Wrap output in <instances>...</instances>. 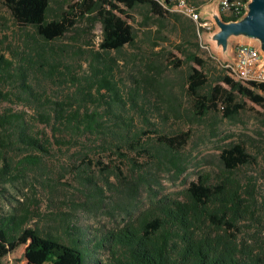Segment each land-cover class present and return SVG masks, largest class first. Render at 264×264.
Listing matches in <instances>:
<instances>
[{"label":"trees","instance_id":"16d2710c","mask_svg":"<svg viewBox=\"0 0 264 264\" xmlns=\"http://www.w3.org/2000/svg\"><path fill=\"white\" fill-rule=\"evenodd\" d=\"M184 1L200 10L195 6L199 0ZM177 2L67 0L55 7L51 0H0L16 25L31 29L12 58L0 56V83L13 87L8 93L0 89V100L15 99L34 112L30 120L10 109L0 113V187L18 189L16 182L24 186L29 167L77 148L122 160L121 167L110 169L98 163L104 172L98 177L75 174L96 199L95 208H103V191L111 187L129 201L142 187L148 198L147 209L126 212L122 224L106 230L80 228L62 218L61 237L28 227L33 209L9 200L0 216V264H85L87 255L93 264H264V192L256 190L251 177H239L240 169L255 161L243 142L226 144L218 156L219 171L190 182L180 199L154 191L160 173L178 179L185 172L182 150L190 132L161 129L151 136L150 128L158 125L149 117L151 109L160 112V125L175 118L191 126L211 113L234 119L244 110L242 99L264 109V82L235 80L224 65L218 68L211 57L201 56L198 22L172 11ZM221 19L235 20L223 13ZM96 24L100 40L96 50L88 43L77 51L86 64L78 74L55 42L69 32L82 37ZM133 24L138 30L155 26V40L169 43L171 50L151 42L136 73L122 77V50L136 44ZM163 29L175 34L174 39L162 36ZM181 69L179 90L189 100L185 109L165 74ZM43 82L69 83L73 89L54 98ZM248 223L257 230L246 238L243 227ZM99 253L106 258H98Z\"/></svg>","mask_w":264,"mask_h":264},{"label":"rangeland","instance_id":"374dc122","mask_svg":"<svg viewBox=\"0 0 264 264\" xmlns=\"http://www.w3.org/2000/svg\"><path fill=\"white\" fill-rule=\"evenodd\" d=\"M67 0H51V5L57 7V4ZM162 1V0H160ZM213 0H199L195 4L200 9L201 21L211 23L212 12L221 18L219 9L215 6ZM185 22V19H181ZM135 24H133L134 26ZM209 30L199 28L197 41L200 45V55L211 57L214 65L220 68L221 65L233 64L235 60V50L242 45L256 46L257 42L244 37H231L228 40L227 49L222 52L215 42L211 41L209 35L217 31L216 26H211ZM136 34V44L125 46L120 57V76L126 77V74L136 73L140 65L141 55L149 51L151 42L157 41L160 47L166 51L171 50V45L162 40L156 39V28L152 26L148 29L138 30L134 26ZM169 27L167 26L166 29ZM166 29L162 30V36L167 35L173 40L175 34H167ZM31 29L16 25L7 9L0 5V56L12 58L14 52L19 46L26 34H30ZM101 27L96 24L91 31L86 30L82 37H75V32L67 33L62 39L55 42V45L61 47L64 51L62 59L66 62H74L78 74H82L85 69V56L77 55V51L87 47L88 43L91 48L96 50L100 40ZM134 55L138 57L134 58ZM178 56V55H177ZM81 65V68H79ZM184 68V67H183ZM185 70L166 71V76L171 80L172 92L176 93L182 101V109L189 105V100L179 90V79ZM118 71H116L117 73ZM46 87L47 95L54 98H62L72 89L69 83H48L43 82ZM13 87L7 81L0 83V89L3 93L13 92ZM14 99V98H13ZM244 103V110L241 111L234 119L229 120L222 118L218 113L207 115L201 122L195 125L186 124L182 119L171 118L166 124L160 125L158 115L160 112L151 109L150 119L158 123L151 129V136L155 135L156 130H164L168 133L181 131L190 132L189 139L182 150L184 159L185 172L178 178L174 179L167 173L159 174V183L154 185V191L159 197L165 196L170 199H180L181 194L188 184L195 181L200 175L210 173L214 176L220 168L219 153L226 144L232 142H243L247 152L255 157V161L250 166L242 167L239 171V177H251L256 184V190L259 193L264 192V109L256 106L246 99L241 100ZM163 110L161 106H157ZM10 109L17 113H22L25 119H31L34 112L18 104L15 99L7 103L0 100V113ZM211 131H215L212 135ZM36 155V154H34ZM136 161L135 155L132 156ZM20 158V157H19ZM17 158V159H19ZM111 167H121L122 160L111 154L86 153L80 149L70 151L56 152L55 154L41 159L40 164L35 167H29L25 172L26 184L23 186L20 182L15 185L14 189L9 185L0 187V216L8 210V201L11 205L24 204L30 206L34 211V217L27 223L28 227L39 228L45 233L53 236H64L63 224L61 219H67V223L76 225L80 228H91L97 231L110 229L116 224H122V219L126 212L139 214L147 209L148 198L146 191L141 187L134 200L129 201L119 189L111 187L103 192V208L98 210L94 207L95 198L90 197L89 193L78 184L75 174L81 172L82 175L98 177L104 175L101 172V164ZM110 181H115L113 174L109 175ZM13 197V198H11ZM245 224V237L257 229H252ZM255 228V227H254ZM259 229V226H257ZM99 233V232H98ZM258 238V237H257ZM260 240V237H259ZM89 246L92 244L89 243ZM87 247V244L85 245ZM98 258L104 260L105 254L99 253ZM85 264H93L92 258L88 255Z\"/></svg>","mask_w":264,"mask_h":264},{"label":"built area","instance_id":"2783aa9c","mask_svg":"<svg viewBox=\"0 0 264 264\" xmlns=\"http://www.w3.org/2000/svg\"><path fill=\"white\" fill-rule=\"evenodd\" d=\"M218 9L227 16L232 15L235 20L242 18L247 11L250 0H216ZM172 11L181 13L190 19L198 22V27L209 30V23L201 21L200 10L178 0ZM227 13V14H225ZM229 76L241 82H264V62L257 46L242 45L235 50V60L233 64H226Z\"/></svg>","mask_w":264,"mask_h":264},{"label":"water","instance_id":"95a60500","mask_svg":"<svg viewBox=\"0 0 264 264\" xmlns=\"http://www.w3.org/2000/svg\"><path fill=\"white\" fill-rule=\"evenodd\" d=\"M217 32L211 36L216 46L225 52L231 37H244L257 42L264 54V0H250L246 14L237 20L224 22L217 15L212 16Z\"/></svg>","mask_w":264,"mask_h":264},{"label":"crops","instance_id":"0c3cea01","mask_svg":"<svg viewBox=\"0 0 264 264\" xmlns=\"http://www.w3.org/2000/svg\"><path fill=\"white\" fill-rule=\"evenodd\" d=\"M216 2V4H215V6H216V8L218 7V2L217 1H215ZM218 9V8H217ZM213 15H217V14H214L213 12H212V14H211V19H212V21H213V18H212V16ZM211 26H216L215 25V23H214V21L213 22H211V23H209ZM218 30V29H217ZM217 31H215V32H212L210 35H209V38H210V40H211V36L214 34V33H216ZM212 41V40H211ZM257 47H258V49H259V46H258V44L256 45ZM259 51H260V49H259ZM260 53H261V55H262V60H263V62H264V54L260 51Z\"/></svg>","mask_w":264,"mask_h":264}]
</instances>
